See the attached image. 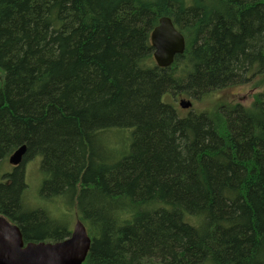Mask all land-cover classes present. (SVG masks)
Listing matches in <instances>:
<instances>
[{
    "label": "trees",
    "instance_id": "1",
    "mask_svg": "<svg viewBox=\"0 0 264 264\" xmlns=\"http://www.w3.org/2000/svg\"><path fill=\"white\" fill-rule=\"evenodd\" d=\"M162 16L186 41L167 67ZM258 75L264 0H0V169L26 145L0 214L25 241L70 235L26 206L38 158L39 195L75 207L91 238L82 264H264V87L184 116L164 99Z\"/></svg>",
    "mask_w": 264,
    "mask_h": 264
},
{
    "label": "water",
    "instance_id": "2",
    "mask_svg": "<svg viewBox=\"0 0 264 264\" xmlns=\"http://www.w3.org/2000/svg\"><path fill=\"white\" fill-rule=\"evenodd\" d=\"M153 56L160 67L171 65L176 55L185 51L183 33L169 16H162L151 32ZM180 106L189 108L191 100L181 99ZM26 145L10 156L14 166L22 163ZM91 247V238L85 224L78 219L70 236L61 241H30L25 243L22 231L0 214V264H82Z\"/></svg>",
    "mask_w": 264,
    "mask_h": 264
},
{
    "label": "rangeland",
    "instance_id": "3",
    "mask_svg": "<svg viewBox=\"0 0 264 264\" xmlns=\"http://www.w3.org/2000/svg\"><path fill=\"white\" fill-rule=\"evenodd\" d=\"M189 71L190 67L189 65H187L186 70L184 67L181 72H183L186 76L188 75ZM263 79L264 75H258L248 83H231L220 89H212L208 94L199 99L186 94L188 91L189 93L192 92V90L187 89V87L189 86L188 85L187 87L185 86L181 89L179 88L177 90H172L170 95H166L164 99L173 103L175 108L178 110L179 114L182 116L187 115L188 113H190V111L216 112L224 103H243L245 105L250 104L254 98V94L263 90ZM185 98L191 99L193 102V105L189 107L190 109L182 108L180 106V100ZM26 165L27 166L25 168V183L27 184V189L24 193V199L28 209L35 210L43 208L45 209L47 216H49L53 220L63 222L65 225H67L68 231H73L75 223L79 219L77 209L75 207L73 208V206L71 205L69 206V204L67 203H61L59 201L53 202L47 200L46 198H42L38 192L42 184V182L40 183V181H42L43 177V174L40 169L41 160H39L38 158L32 159L31 162L30 160H28L26 161ZM12 168L13 164L8 162L7 160L3 167H1L0 169V181L4 180V178H2V172H10Z\"/></svg>",
    "mask_w": 264,
    "mask_h": 264
},
{
    "label": "flooded vegetation",
    "instance_id": "4",
    "mask_svg": "<svg viewBox=\"0 0 264 264\" xmlns=\"http://www.w3.org/2000/svg\"><path fill=\"white\" fill-rule=\"evenodd\" d=\"M190 112H191V111H190ZM188 114H189V113H188ZM22 161H23V160H22ZM22 163H23V162H22ZM22 163H21V164H22ZM21 164H20V165H21ZM20 165H17V166H14V165H13L12 170H13L14 168L20 166ZM26 166H27V165H26V162H25V163H24V170H25ZM47 197H48V196H47ZM47 200H49V198H48ZM40 210H44V211H45V209H43V208H40ZM3 216H4V215H3ZM5 217H6V216H5ZM6 218H7V217H6ZM7 219H8V218H7ZM8 220H9L11 223L17 225V223H16V222H13L11 219H8ZM23 238H24V236H23ZM24 242L27 243V242H30V241H25V240H24Z\"/></svg>",
    "mask_w": 264,
    "mask_h": 264
},
{
    "label": "bare ground",
    "instance_id": "5",
    "mask_svg": "<svg viewBox=\"0 0 264 264\" xmlns=\"http://www.w3.org/2000/svg\"><path fill=\"white\" fill-rule=\"evenodd\" d=\"M184 53V52H183ZM175 60V59H174ZM188 100V99H187ZM190 100V99H189ZM191 102H192V100H191ZM192 105H193V102H192ZM190 109V108H189ZM20 165V164H19Z\"/></svg>",
    "mask_w": 264,
    "mask_h": 264
}]
</instances>
